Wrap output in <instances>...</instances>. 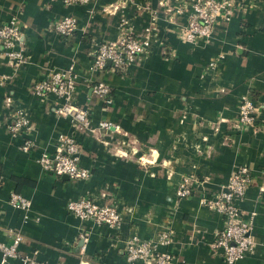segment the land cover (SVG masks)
Listing matches in <instances>:
<instances>
[{"label":"crops","instance_id":"0c3cea01","mask_svg":"<svg viewBox=\"0 0 264 264\" xmlns=\"http://www.w3.org/2000/svg\"><path fill=\"white\" fill-rule=\"evenodd\" d=\"M236 1L229 21L188 42L189 0H0V25L16 21L24 52L13 66L0 46V242L21 236L20 257L3 261L0 251V264H24V256L44 264H129L124 247L133 235L167 250L174 264H229L212 245L224 217L205 200H215L240 166L250 178L237 205L250 221L251 247L232 264H264V0ZM66 15L76 29L61 36L55 23ZM125 32L144 43L137 59L119 71L107 64L92 72L94 44ZM55 72L73 75L88 128L56 111L61 98L31 92ZM99 80L110 86L108 102L92 89ZM245 94L258 104V117L254 128L238 131L233 123ZM18 113L29 125L11 134ZM60 135L78 141L87 178L55 176L37 162ZM24 140L34 148L22 150ZM184 181L192 191L180 198ZM12 192L28 208L10 204ZM80 197L114 205L119 226L74 216L66 203Z\"/></svg>","mask_w":264,"mask_h":264},{"label":"built area","instance_id":"2783aa9c","mask_svg":"<svg viewBox=\"0 0 264 264\" xmlns=\"http://www.w3.org/2000/svg\"><path fill=\"white\" fill-rule=\"evenodd\" d=\"M89 0H64L66 4L85 3ZM236 0H189V12L182 33L183 39L194 42L197 38L209 37L214 28L220 22L229 21L232 18ZM21 27L14 19L0 25V46L3 55L17 66L24 57L22 48L18 46L21 35ZM76 29V19L72 15H66L55 23V30L61 36H70ZM90 70L102 72L109 64L115 71L124 69L128 64L134 62L143 50L142 40L131 33L125 32L115 40L103 41L94 44ZM76 82L71 73L55 72L48 78L34 82L31 92L35 96H46L54 94L63 100V104L56 111L59 114L70 116L77 123L79 129H86L90 125V117L87 109L75 102L74 90ZM93 91L108 102L110 86L99 80L92 86ZM259 106L250 94H245L237 107L234 128L238 131L254 128L258 117ZM28 120L18 113L14 120L8 125L11 134H18L28 127ZM102 128H109L110 123L105 120L99 122ZM35 143L24 140L22 150L33 149ZM80 147L76 138L70 135H60L58 144L52 153L41 152L37 162L41 168L55 176H67L71 179H85L89 176V170L79 164ZM250 182L248 168L240 166L233 171L227 180L224 190L217 198L206 199L205 204L220 212L224 217V226L220 230L212 245L222 249L224 260L232 264L244 256L251 247L249 235L250 221L243 218L238 200L242 199ZM192 188L184 181L176 189L177 197L183 198L190 195ZM9 202L20 208L26 209L29 200L23 195L12 192ZM66 209L79 219H90L97 225H106L116 228L121 222V214L118 209L110 203H98L89 197H80L69 200ZM21 241L20 234L13 236L12 242L7 245L0 242V251L3 261L7 258H19L18 244ZM161 243L165 241L160 240ZM125 258L129 264L138 261L148 264H174L173 257L167 250H158L156 245L149 240L133 235L124 247ZM24 264H44L37 260L24 256L21 258ZM2 261V262H3Z\"/></svg>","mask_w":264,"mask_h":264}]
</instances>
